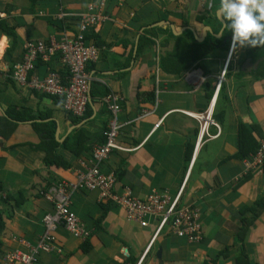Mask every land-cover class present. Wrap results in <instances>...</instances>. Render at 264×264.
Segmentation results:
<instances>
[{
    "label": "crops",
    "instance_id": "1",
    "mask_svg": "<svg viewBox=\"0 0 264 264\" xmlns=\"http://www.w3.org/2000/svg\"><path fill=\"white\" fill-rule=\"evenodd\" d=\"M101 1L105 20L88 34L100 48L98 61L88 66L92 113L83 119L67 114L59 98L20 87L11 76L26 42L75 33V16ZM219 3L0 0V188L6 195L0 203V264L7 252L22 250V242L37 244L43 218L53 213L42 191L59 181L75 182L81 161L91 160L101 143L109 116L92 98L94 81L122 99L118 141L129 151H115L102 167L117 174L115 192L128 188L142 200L154 190L175 196L185 183L181 205L198 211L200 239L180 238L167 227L147 252L154 220L142 227L128 221L123 209L100 201L97 192H78L71 209L90 236L83 241L60 227L58 250L41 253L38 264H264V167L248 166L254 154L237 157L241 129L252 136L246 151L264 138V46L237 47L217 92L231 44L227 29L215 33L222 27L215 14ZM61 12L74 16L61 21ZM203 43L210 51L188 66L204 77L196 89L186 78L188 69L181 70L188 65L182 55ZM50 71L66 75L59 56L38 61L33 74L43 79ZM215 96L220 134L205 136L197 146L199 123L181 111L204 113ZM144 111L150 115L136 122Z\"/></svg>",
    "mask_w": 264,
    "mask_h": 264
},
{
    "label": "built area",
    "instance_id": "2",
    "mask_svg": "<svg viewBox=\"0 0 264 264\" xmlns=\"http://www.w3.org/2000/svg\"><path fill=\"white\" fill-rule=\"evenodd\" d=\"M105 1L98 5L90 6L86 13L75 16L78 20V28L75 33L64 30L59 39H52L49 42L36 41L26 42L24 45V57L20 64L13 68L12 79L20 87L29 88L42 94L59 98L62 101V108L67 114L82 118L87 112L90 103L89 92L92 82V75L88 66L96 63L99 59L100 48L94 41H88V34L96 29L105 20L103 15ZM74 15L61 12L57 15L58 20H65ZM236 49L229 50L225 67L218 82V89L225 77L230 62L235 58ZM59 56L67 70V76L63 77L58 71H50L48 75L40 79L34 75L38 61L48 62L52 57ZM187 80L192 81L193 86L198 89L204 83V77L195 69L186 75ZM121 98L110 93L102 101L105 104L109 120L103 132L104 143L94 147L91 152V160L81 161L82 169L77 172L75 182L59 181L56 185L42 191L43 197L53 207V213L43 218L44 233L37 244L22 242V250L7 252L1 264H38L41 253H52L58 250L55 246L56 233L60 227L65 229L71 236L80 240H87L90 236L85 224L72 211V197L78 192H97L100 201H108L123 209L128 221L147 227L149 220L157 223V229L153 235L147 252L156 237L167 227L176 233L180 238L189 237L198 241L199 225L198 211L189 206L181 205V199L185 183L175 196L168 192L152 191L145 199H138L128 188L123 193L115 192V185L118 176L115 172L105 173L102 170L111 154L115 151L127 152L119 144V137L122 125L119 122V114L122 111ZM216 96L211 101L209 108L204 113H190L181 111L186 116L199 123V146L205 136L216 138L220 134V126L215 122L214 106ZM150 113L142 112L135 121H141ZM159 120L155 130L162 125ZM214 127L217 131L215 136L209 134V129ZM254 166L256 170L264 167V138L259 143V148L254 154ZM6 199V195L0 188V203Z\"/></svg>",
    "mask_w": 264,
    "mask_h": 264
},
{
    "label": "clouds",
    "instance_id": "3",
    "mask_svg": "<svg viewBox=\"0 0 264 264\" xmlns=\"http://www.w3.org/2000/svg\"><path fill=\"white\" fill-rule=\"evenodd\" d=\"M215 14L222 25L215 33L223 35L227 29L230 50L264 46V0H220Z\"/></svg>",
    "mask_w": 264,
    "mask_h": 264
},
{
    "label": "trees",
    "instance_id": "4",
    "mask_svg": "<svg viewBox=\"0 0 264 264\" xmlns=\"http://www.w3.org/2000/svg\"><path fill=\"white\" fill-rule=\"evenodd\" d=\"M211 45H208L207 43H203V44H200L199 46H195V48L193 47V48H191V47H188V50L186 51V49H183V55L182 56H184L185 57V59H184V61H183V63H185V62H187V64L188 65H186V66H183L182 67V69L181 70H187V71H189L191 68H192V63L194 62H198V60L202 57V56H204L207 52H209L210 51V49H211V47H210ZM187 57H189L188 59H187ZM176 60H177V62L178 63H181L182 62V60H181V58L179 59L178 57H176ZM191 65V66H190ZM188 66H190V67H188ZM161 67L163 68V69H167V66L165 65V63L164 62H162L161 63ZM188 67V68H187ZM186 71V72H187ZM67 71H66V75L64 76L63 75V73H62V76L63 77H66L67 76ZM224 87L225 86H223L221 89H222V91H221V95L223 94V91H224ZM111 93V91L109 90V88H107L106 86H104V85H102V83H99V82H97V81H94L93 83H92V90H91V94H92V98L94 99V100H100L101 102H102V104H103V106L104 107H106L105 106V104L103 103V99L105 98V97H107L109 94ZM220 95V96H221ZM210 98H211V95H210V97H209V100H210ZM61 104H62V101H61ZM91 113H92V110H91V105L90 104H88V107H87V112H86V114H85V116L83 117V119L84 118H88V117H90L91 116ZM107 113H108V111H107ZM108 116H109V113H108ZM217 117V116H216ZM218 119H219V117H217ZM220 121H221V118H220ZM107 124H108V122H107ZM107 124H106V126H105V128H104V130L106 129V127H107ZM104 130L102 131V137H101V139H102V141H101V143L100 144H103L104 143V138H103V132H104ZM10 131H12V130H10ZM245 131H246V128L244 129V131H243V129H241V132H243L244 134H245ZM250 132V131H249ZM244 134H242V135H240L241 137H240V140H239V143H238V148L240 149V152L237 154V155H239V156H237V157H243V156H240V155H253V154H255L256 152H257V150H258V148H259V144L258 143H254L252 146H251V148H250V150L249 151H246L244 148H245V146H247L248 145V142L247 141H250L251 139H252V136L250 135V133H248V132H246V134H248V137L246 136H244ZM9 136V135H8ZM250 139V140H249ZM94 149V148H93ZM93 149H92V151H93ZM53 156V155H52ZM245 158V157H244ZM58 165V164H57ZM263 207H264V205H263ZM262 207V208H263ZM3 219H2V216L0 217V234H1V232H2V230H3ZM1 245H2V243H1V241H0V248H1ZM240 263H242V262H240Z\"/></svg>",
    "mask_w": 264,
    "mask_h": 264
},
{
    "label": "water",
    "instance_id": "5",
    "mask_svg": "<svg viewBox=\"0 0 264 264\" xmlns=\"http://www.w3.org/2000/svg\"><path fill=\"white\" fill-rule=\"evenodd\" d=\"M89 99H90V102H91V95H90V92H89Z\"/></svg>",
    "mask_w": 264,
    "mask_h": 264
},
{
    "label": "rangeland",
    "instance_id": "6",
    "mask_svg": "<svg viewBox=\"0 0 264 264\" xmlns=\"http://www.w3.org/2000/svg\"><path fill=\"white\" fill-rule=\"evenodd\" d=\"M225 107H222V109H224Z\"/></svg>",
    "mask_w": 264,
    "mask_h": 264
}]
</instances>
